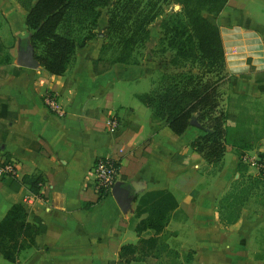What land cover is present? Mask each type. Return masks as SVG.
Here are the masks:
<instances>
[{"label":"crops","instance_id":"crops-1","mask_svg":"<svg viewBox=\"0 0 264 264\" xmlns=\"http://www.w3.org/2000/svg\"><path fill=\"white\" fill-rule=\"evenodd\" d=\"M208 18L219 31L232 91L221 96L229 135L215 172L191 147L203 134L197 121L176 135L138 100L150 90L145 74L121 65L93 72L100 49L96 40L77 48L60 75L38 62L25 67L13 60V74L0 77V166L12 162L18 180L27 174L41 176L42 182L34 195L27 185L12 190L11 179L0 178V220L12 205L21 204L27 221L37 216L45 231L35 236L34 246L19 250L13 262L0 254V264H156L138 244L152 231L139 234L134 225L140 218L131 222L137 200L152 190H167L177 200L158 236L181 264H264V246L260 255L252 248L257 240L264 243L261 217L247 218L241 208L233 223L219 220L220 202L239 177V163L251 174L254 167L247 159L264 153V134L250 139L239 133L243 107L231 98L256 102L264 116V0H226ZM21 26L23 36L28 35L25 18ZM47 92L57 95L64 116L44 105ZM108 116L118 121L114 132L106 127ZM240 138L250 140V147L233 146ZM105 155L116 160L117 181L130 189L132 200L125 210L111 190L100 197L95 188L93 163ZM125 245L138 249L121 256Z\"/></svg>","mask_w":264,"mask_h":264},{"label":"trees","instance_id":"trees-1","mask_svg":"<svg viewBox=\"0 0 264 264\" xmlns=\"http://www.w3.org/2000/svg\"><path fill=\"white\" fill-rule=\"evenodd\" d=\"M18 1L28 4L25 26L29 34L23 37V43L26 45L22 49L31 48L39 65L49 73L56 75L65 71L75 50L84 47L93 38L91 30L86 35H80L78 32L84 28L89 17L92 22H95L98 6L109 2V0ZM167 1L179 4L181 12L185 13L189 10L192 33L197 35V44L202 56L211 58L212 62L219 59L224 66L218 28L205 17L194 12V9H190L191 0ZM225 2L226 0H222L217 12L223 8ZM138 4H134V9H137ZM129 8L127 5L126 10L129 11ZM154 8L155 3H152L149 11L151 15L147 14L138 21L140 29L155 18L157 13L152 12ZM178 14L179 12L175 13V15ZM111 24L115 27L116 21L112 19ZM118 24L122 22L119 21ZM172 27L174 30L180 29L178 24H173ZM115 28L117 30V27ZM113 65V61H106L101 57L92 61L95 74H101ZM192 79L193 75L164 71L156 81H152L151 84L154 85L152 90L138 96V100L152 110L153 119L164 120L176 135H181L190 125L191 120L197 121L203 134L191 142V147L212 164L214 171H217L221 168V160L226 151L229 114L219 109L221 93L217 80L206 79L202 83H191ZM251 144L250 140L240 138L239 143L233 146L248 148ZM6 179H11L9 188L12 190L27 185L31 193L39 195L42 182L39 175L24 174L20 180L16 177L2 178V180ZM262 180H264L263 173H258V175L239 173V177L230 186L233 190L238 189L237 192L227 191L220 202L219 220L223 224L233 223L239 217L242 200L257 188ZM105 193H101L100 197ZM177 207V200L167 190L148 191L137 200L131 222L140 219L135 223L134 229L139 234L147 230H151L153 234L147 239L139 240V250L142 253L148 252L145 255L153 258L156 264H181L177 260L178 254L164 243L162 235L158 236L165 230L171 213ZM27 215L23 205L14 204L0 220V254L8 261L13 262L19 250L34 246L35 236L45 231V225L37 216L29 222ZM142 215L144 217L141 218ZM136 249L138 245H125L121 248V256L134 253Z\"/></svg>","mask_w":264,"mask_h":264},{"label":"rangeland","instance_id":"rangeland-1","mask_svg":"<svg viewBox=\"0 0 264 264\" xmlns=\"http://www.w3.org/2000/svg\"><path fill=\"white\" fill-rule=\"evenodd\" d=\"M133 3H139L137 9H134ZM152 3H155L152 12L157 14L140 29L138 21L147 14L151 15L149 11ZM221 3L222 0H191L189 7L210 21L208 16L216 15ZM127 5L130 7L129 11L126 10ZM27 11L26 3L0 0V77L13 74V60H17L19 51L26 45L23 43L25 35L22 34L24 30L21 24ZM96 11L98 15L95 22L89 17L78 33L86 35L91 30L92 39L100 47L98 57L113 61V66L133 68L139 76L145 74L149 89L152 90V81H156L164 71H173L193 75L191 83H202L206 79L217 80L221 96L231 95V85L220 60L212 62L211 58L203 57L198 48L197 35L192 33L189 10L181 12L179 4L167 0H109L106 5L98 6ZM177 12L179 14L175 15ZM112 19L116 21L117 30L111 24ZM119 21L122 24H118ZM173 24L180 25V29L174 30ZM144 90H148V86ZM231 98L232 104L243 107L240 111L242 125L239 133L250 139L262 136L264 116L259 105L239 96ZM221 100L219 109L222 110ZM237 169L239 173L247 175L250 168L241 163ZM252 169L254 172L249 175L261 173L255 168ZM209 171L215 172L214 167ZM236 190L230 187L228 192H237ZM240 208L244 210L247 218L261 217V236L264 235V180L242 200ZM263 246L264 243L257 240L252 248L260 255Z\"/></svg>","mask_w":264,"mask_h":264},{"label":"built area","instance_id":"built-area-1","mask_svg":"<svg viewBox=\"0 0 264 264\" xmlns=\"http://www.w3.org/2000/svg\"><path fill=\"white\" fill-rule=\"evenodd\" d=\"M44 105L52 113L57 116H64L65 110L57 95L53 92H47L43 95ZM106 127L109 131L114 132L118 127V121L114 116H108L105 120ZM247 163L252 165L259 172L264 174V153L256 157L247 159ZM118 166L116 160L109 156H100L95 159L92 167L94 176L95 188L99 195L107 193L111 190L114 183L117 181ZM19 174L18 169L12 162L3 163L0 166V178L17 177Z\"/></svg>","mask_w":264,"mask_h":264},{"label":"water","instance_id":"water-1","mask_svg":"<svg viewBox=\"0 0 264 264\" xmlns=\"http://www.w3.org/2000/svg\"><path fill=\"white\" fill-rule=\"evenodd\" d=\"M17 61L21 66L25 67H34L37 62L30 48L21 49ZM111 192L119 207L125 210L132 200L129 187L124 185L122 181H116L111 188Z\"/></svg>","mask_w":264,"mask_h":264}]
</instances>
